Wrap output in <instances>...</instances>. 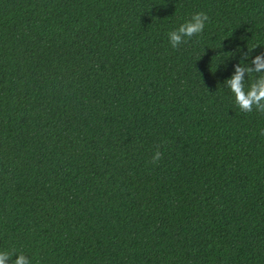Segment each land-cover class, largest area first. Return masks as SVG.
Here are the masks:
<instances>
[{
    "label": "trees",
    "instance_id": "obj_1",
    "mask_svg": "<svg viewBox=\"0 0 264 264\" xmlns=\"http://www.w3.org/2000/svg\"><path fill=\"white\" fill-rule=\"evenodd\" d=\"M254 45L264 0H0V251L264 264V114L224 85Z\"/></svg>",
    "mask_w": 264,
    "mask_h": 264
},
{
    "label": "clouds",
    "instance_id": "obj_2",
    "mask_svg": "<svg viewBox=\"0 0 264 264\" xmlns=\"http://www.w3.org/2000/svg\"><path fill=\"white\" fill-rule=\"evenodd\" d=\"M209 22V17L204 12H198L180 26L170 31L167 35L173 49L179 48L193 37L200 36ZM260 45L248 47L242 53V59L234 65V71L230 78L224 81V85L234 96V103L242 113H251L253 110L264 114V52H260L250 60V54ZM255 74V75H253ZM251 78V79H250ZM162 153L157 150L152 157V163L156 164L162 158ZM7 251H0V264H31V260L23 253L16 255Z\"/></svg>",
    "mask_w": 264,
    "mask_h": 264
}]
</instances>
